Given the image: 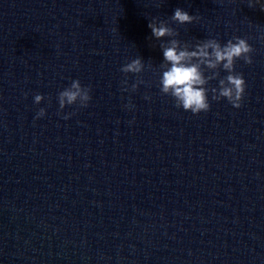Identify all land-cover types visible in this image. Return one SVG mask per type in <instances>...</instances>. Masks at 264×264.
Instances as JSON below:
<instances>
[{
    "label": "water",
    "instance_id": "95a60500",
    "mask_svg": "<svg viewBox=\"0 0 264 264\" xmlns=\"http://www.w3.org/2000/svg\"><path fill=\"white\" fill-rule=\"evenodd\" d=\"M177 7L199 19L171 22ZM259 7L0 0V264H264ZM153 18L189 44L246 39L252 63L234 65L246 85L239 108L212 100L218 79L198 114L160 92L159 45L171 38L152 36ZM137 57L141 73L120 71ZM73 80L91 99L60 110Z\"/></svg>",
    "mask_w": 264,
    "mask_h": 264
},
{
    "label": "clouds",
    "instance_id": "9594fccd",
    "mask_svg": "<svg viewBox=\"0 0 264 264\" xmlns=\"http://www.w3.org/2000/svg\"><path fill=\"white\" fill-rule=\"evenodd\" d=\"M255 5H259V9L264 11V3H261V0H248L249 8H253ZM198 19L197 16L190 15L179 7L169 18L171 22L180 25L191 24ZM148 27L156 40H161L164 37L171 38L159 45L163 53V61L159 65L162 69L159 85L160 92L170 96L174 100L175 107L193 114L208 111L209 88L206 86L209 81L214 79H218V85L210 89L212 100L219 101L224 98L234 108L241 106L246 85L242 74L234 71V65L237 60H243L245 64L252 63L250 54L253 52V48L246 39L233 37L221 45L218 40L210 38L189 44L175 38L178 36V32L169 26V21H157L153 18L148 23ZM144 67L142 59L137 57L123 65L120 71L125 74H139ZM221 70L227 73L223 78H219ZM206 73L208 74L206 75ZM123 83L126 84L127 81L125 80ZM139 83H143V81L137 80L132 84L131 89L135 91ZM89 93L90 87H82L78 80H73L70 86L57 95L59 109L62 110L66 105H73L77 102L80 107H87L88 101L91 99ZM42 99L43 96L37 94L34 97V103L39 104ZM72 114L69 113L63 118L68 119ZM44 115L45 109L41 108L36 113V118Z\"/></svg>",
    "mask_w": 264,
    "mask_h": 264
}]
</instances>
